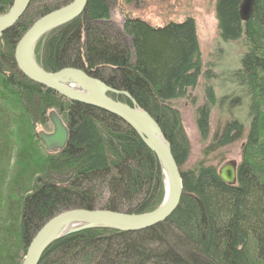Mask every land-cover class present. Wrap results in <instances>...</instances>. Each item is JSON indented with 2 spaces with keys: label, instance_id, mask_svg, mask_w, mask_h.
<instances>
[{
  "label": "trees",
  "instance_id": "16d2710c",
  "mask_svg": "<svg viewBox=\"0 0 264 264\" xmlns=\"http://www.w3.org/2000/svg\"><path fill=\"white\" fill-rule=\"evenodd\" d=\"M72 1L31 0L15 25L0 34V264H21L35 234L60 212L145 213L165 194L159 159L133 127L104 109L64 97L18 68L14 53L22 35L38 18ZM114 1L88 0L79 16L39 40L36 59L50 72L80 68L146 110L180 167L181 200L167 219L143 230L96 227L63 236L38 264H264V0H255L247 21L239 14L242 0L216 1L221 41H242L245 47L238 66L222 75L204 71L192 17L158 27L127 17L122 31L130 42H125L105 31ZM12 3L0 0V14ZM202 77L204 99L196 106L201 138L210 136L212 112L225 117L204 155L243 141L235 185L225 183L214 165L184 168L190 140L174 102L191 98ZM108 94L132 105L124 94ZM35 96L42 105L34 104ZM196 100L191 98L194 106ZM49 107L69 129L65 148L48 159L54 169L68 170L66 180L39 174L30 186L32 179L20 175L7 192L16 142L22 135L39 142L35 126L49 121Z\"/></svg>",
  "mask_w": 264,
  "mask_h": 264
},
{
  "label": "water",
  "instance_id": "95a60500",
  "mask_svg": "<svg viewBox=\"0 0 264 264\" xmlns=\"http://www.w3.org/2000/svg\"><path fill=\"white\" fill-rule=\"evenodd\" d=\"M31 0H13L10 9L0 14V34L13 27L25 13ZM88 0H73L38 18L22 35L15 47L14 57L19 70L29 79L53 89L64 97L104 109L133 127L159 159L166 178V194L161 204L145 213L118 212L109 209L72 208L60 212L49 219L31 240L21 264H38L42 254L55 240L83 229L104 227L119 231H138L151 227L167 219L178 207L182 192V173L173 155L171 144L166 139L159 123L141 108L124 91H119L102 80L90 76L84 70L66 67L58 71H47L37 61L35 49L39 40L49 31L79 16ZM255 0H242L239 14L247 21L254 10ZM72 79L85 87V93L75 91L64 84ZM124 94L132 100V105L118 101L108 93ZM48 118L53 126L51 132L38 131L49 153L62 151L69 139V129L57 110L49 112ZM238 161L230 159L219 168L221 179L229 184L237 183Z\"/></svg>",
  "mask_w": 264,
  "mask_h": 264
},
{
  "label": "rangeland",
  "instance_id": "374dc122",
  "mask_svg": "<svg viewBox=\"0 0 264 264\" xmlns=\"http://www.w3.org/2000/svg\"><path fill=\"white\" fill-rule=\"evenodd\" d=\"M217 0H138L133 4H126L124 0H115L111 4V21L112 24L105 29L109 34L119 36L125 42H130V38L122 31L124 20L127 17L140 18L148 22L152 26H163L171 21L181 22L187 17H192L196 23L197 37L199 41L204 71L211 69L213 74L222 75L225 68L234 69L238 66V60L243 54L245 47L242 41L225 43L219 36L218 19L216 15ZM204 77L199 79V83L195 89L190 90L191 98H196L194 106L191 98L179 99L175 101V105L180 109L182 123L190 140V155L184 164V168H192L199 162H205L207 165H214L219 168L225 161L236 159L238 163L241 160L243 141H237L232 145L217 150L216 152L204 155L205 147L211 141L213 135L217 132L220 124H223L224 116H218L214 111L210 118V136L204 141L196 123V106L202 104L204 99ZM216 79L211 78L214 83ZM13 100H11L12 102ZM12 104V103H11ZM35 105L43 103L39 97H34ZM48 107V106H47ZM54 108H47V113ZM56 110V109H55ZM264 111V110H263ZM243 114V113H242ZM242 114H239L242 119ZM264 116V115H263ZM246 122L245 119L243 120ZM247 125V123H245ZM263 134H264V117H263ZM24 131L25 129L22 128ZM40 130L51 132L53 126L50 121L41 124L40 121L35 126V131ZM22 131V132H23ZM28 131V130H27ZM26 132V130H25ZM36 137L37 142L30 141L26 136L22 135L20 143L16 142L15 154L9 163V179L8 188L21 176H27L29 181H35L37 175H48L55 180H66V169H54L48 159L49 155L59 152L49 153L39 135ZM28 140V141H27ZM35 172V173H34ZM32 173L35 175L32 177ZM166 178H165V194H166ZM164 194V197H165ZM163 197V199H164Z\"/></svg>",
  "mask_w": 264,
  "mask_h": 264
},
{
  "label": "bare ground",
  "instance_id": "6f19581e",
  "mask_svg": "<svg viewBox=\"0 0 264 264\" xmlns=\"http://www.w3.org/2000/svg\"><path fill=\"white\" fill-rule=\"evenodd\" d=\"M64 84L66 86H68L69 88L78 91V92H82L85 93L87 91V89L81 85L78 84V82H75L72 79H65Z\"/></svg>",
  "mask_w": 264,
  "mask_h": 264
}]
</instances>
